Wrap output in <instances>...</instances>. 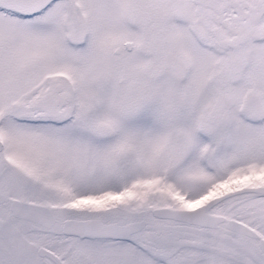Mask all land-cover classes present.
<instances>
[{"label":"snow or ice","instance_id":"6c2138e0","mask_svg":"<svg viewBox=\"0 0 264 264\" xmlns=\"http://www.w3.org/2000/svg\"><path fill=\"white\" fill-rule=\"evenodd\" d=\"M0 264H264V0H0Z\"/></svg>","mask_w":264,"mask_h":264}]
</instances>
